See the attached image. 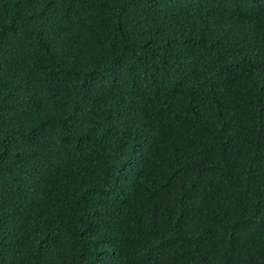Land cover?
I'll use <instances>...</instances> for the list:
<instances>
[{
    "label": "trees",
    "instance_id": "obj_1",
    "mask_svg": "<svg viewBox=\"0 0 264 264\" xmlns=\"http://www.w3.org/2000/svg\"><path fill=\"white\" fill-rule=\"evenodd\" d=\"M0 264H264V0H0Z\"/></svg>",
    "mask_w": 264,
    "mask_h": 264
}]
</instances>
